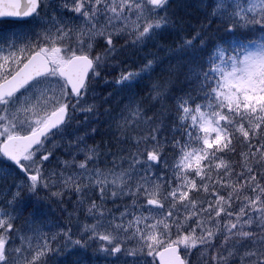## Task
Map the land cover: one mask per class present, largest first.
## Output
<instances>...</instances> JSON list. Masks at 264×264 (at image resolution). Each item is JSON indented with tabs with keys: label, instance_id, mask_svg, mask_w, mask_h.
Listing matches in <instances>:
<instances>
[{
	"label": "snow or ice",
	"instance_id": "6c2138e0",
	"mask_svg": "<svg viewBox=\"0 0 264 264\" xmlns=\"http://www.w3.org/2000/svg\"><path fill=\"white\" fill-rule=\"evenodd\" d=\"M0 18V264H264V0Z\"/></svg>",
	"mask_w": 264,
	"mask_h": 264
},
{
	"label": "rangeland",
	"instance_id": "374dc122",
	"mask_svg": "<svg viewBox=\"0 0 264 264\" xmlns=\"http://www.w3.org/2000/svg\"><path fill=\"white\" fill-rule=\"evenodd\" d=\"M21 26L22 24L19 21H7V20L0 21V28H15Z\"/></svg>",
	"mask_w": 264,
	"mask_h": 264
},
{
	"label": "water",
	"instance_id": "95a60500",
	"mask_svg": "<svg viewBox=\"0 0 264 264\" xmlns=\"http://www.w3.org/2000/svg\"><path fill=\"white\" fill-rule=\"evenodd\" d=\"M1 19H13V20H21L22 18H0Z\"/></svg>",
	"mask_w": 264,
	"mask_h": 264
}]
</instances>
